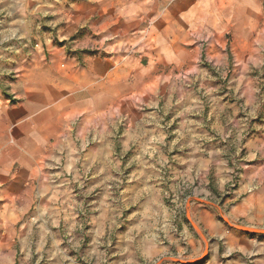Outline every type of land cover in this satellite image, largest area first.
<instances>
[{"label":"clouds","instance_id":"clouds-1","mask_svg":"<svg viewBox=\"0 0 264 264\" xmlns=\"http://www.w3.org/2000/svg\"><path fill=\"white\" fill-rule=\"evenodd\" d=\"M189 2L107 0V7L120 9L118 17H124L128 29L75 44L115 53L111 57L115 67L104 65L111 68L108 76L98 75L88 54H81L86 66L78 71L86 88L93 89L90 98L72 103L68 97H49L43 103L26 100L28 114L18 123L8 119L6 106L0 107V173L9 176L16 163L29 171L36 169L26 190L10 198L9 215L0 222V264H41L42 260L75 264L67 253L73 248L80 252L88 235L91 250L80 253L86 264H109L114 239L118 259L111 264H162L177 243V221L188 199L216 202V196L206 190L210 177L221 197L234 183L243 186L242 192L264 185V133L243 143L248 123L264 105V80L250 75H264V0H197L180 16L193 23L185 31L175 18ZM50 7L48 0H0V25L11 20L0 36L23 47L34 34L33 18L49 15L45 9ZM164 22L168 27L161 31ZM133 27L142 31L133 32ZM228 30L242 41L233 42L231 58L214 47L216 33ZM173 37L200 43L194 52H187L173 47ZM237 47L242 51L237 52ZM145 49L157 50L147 66L140 62L149 55ZM163 52L171 54L165 57L167 63L158 66L157 56ZM95 59L102 63L99 57ZM205 62L218 75L201 68ZM230 70L233 79H228ZM157 72L160 86L141 91L140 86ZM116 73L125 78L131 74L133 82L132 87L122 89L123 107L108 90L110 77ZM214 80L228 82L211 86ZM29 86L25 80L18 88ZM225 87L238 103H222L224 96L219 93ZM84 90L79 88L69 96ZM70 107L82 109L81 114L67 122L59 119ZM205 109H210L207 116ZM240 112L245 113L243 120L237 119ZM174 123L178 127L173 133ZM209 128L216 136L208 134ZM13 129H18L15 136ZM217 137L228 143H209ZM244 148L248 154L241 156ZM41 153L47 163L38 162ZM252 160L259 167L241 173L239 169L247 168L243 161ZM44 168L59 171L46 173ZM86 181L95 182L86 187ZM76 188L85 199L95 193V207L86 205L85 199L78 202L73 195ZM5 198L6 193L0 191V199ZM82 213L84 218L77 221ZM85 224L94 227L85 232ZM186 233L187 228L180 235Z\"/></svg>","mask_w":264,"mask_h":264},{"label":"crops","instance_id":"crops-1","mask_svg":"<svg viewBox=\"0 0 264 264\" xmlns=\"http://www.w3.org/2000/svg\"><path fill=\"white\" fill-rule=\"evenodd\" d=\"M127 2L131 3L132 0H127ZM196 2L197 0H190V2L187 3V5L182 9L181 14L175 18L180 24L181 28H183L185 31H188V29L193 26V23L191 21L180 19V16H182L183 12H188ZM48 3L53 4L54 2L48 1ZM106 5L107 0H73L71 5H69L66 10L61 11L60 14L55 10L49 11L50 14H54L52 18L57 20L56 24H59L58 34H61L64 38L74 36V39L70 41L73 42L71 44L68 42L62 46H54L51 44L46 46L44 50L48 53L47 58L35 57L34 59H30L25 62L21 58H15L16 54L13 55V58L10 56V54H6V52H18L21 51L22 47L14 39H4L2 36H0V41H2L0 42V86L7 82L6 77H8L9 74L14 75L10 82L9 95L5 96V94L0 91V107L6 106V115L8 119L12 121V123H18L20 119H23L24 116L28 114V109L24 107L26 100H29L33 103H43L49 97L54 99L68 97L69 103H72L73 101H84L89 99L90 93L93 91V89L86 88V82L82 80V73L78 71L80 67L86 66L84 63V57L81 55L82 53L88 54V59L92 62L93 69L98 75H109L111 68H106L104 65L111 64L112 68L115 67L111 60V57L115 55L114 52H104L103 49L94 47H75V44H87L91 41H98L107 33L122 30L126 31L128 29V25L124 22V17H118L120 9L117 7H107ZM33 7H35V5H33ZM125 10L127 11L128 9ZM49 15L45 17L48 18ZM149 15L151 16V14ZM256 15H259V13H256ZM37 19L38 18H33L34 34L37 33ZM10 24L11 20L9 19L3 25H0V32L5 31L10 26ZM167 27V22H164L159 30L162 31ZM100 29H104V31H99ZM131 30L133 32L138 30L142 31V29L137 27H133ZM152 39L154 42L155 37ZM234 41H236L238 44H242V41L233 34L232 30L220 31L216 33L214 47L216 51L220 53L232 51ZM108 43L114 44L113 41H109ZM199 43V41L192 42L190 39L181 40L173 37V47L178 46L187 52H194ZM26 45L27 44H25L23 47ZM207 47L208 46H206V51ZM29 50L38 52V47L36 46L35 48H30ZM145 51L149 52V55L143 56L140 62L147 66L150 62V57L152 55H156L157 50L145 49ZM236 51L241 52L242 48L237 47ZM170 54V52L160 53L157 56V65L161 66L167 63L165 57ZM95 57H99V60L102 61V63H97ZM73 61H75V67L73 66ZM168 71L171 72L172 69L169 68ZM177 74H179L178 70ZM233 78L234 76L232 74L230 79ZM25 80L30 81V86L23 90L19 89L18 85ZM159 80L160 73L157 72L155 76H153L150 80H146L140 86V90L143 91L144 89H154L159 87ZM220 81L224 80H214L211 81L210 84L211 86H219L215 84L219 83ZM132 83L131 74L127 78L121 76L119 73H116L110 77L108 90L114 96L119 98L121 107L124 106V94L122 89L132 87ZM79 88H85L86 90L77 91L75 96H69L70 92L76 91ZM22 91L24 92V95H21ZM227 93L228 90L224 89L221 93H219V95L224 96L222 103H227L225 100V98L228 96ZM128 95L135 96L136 92H130ZM14 99H16V101L14 103H10V100ZM209 111L210 109H205V116L208 115ZM230 111L231 110L229 109V112ZM259 111L261 110H258V113ZM81 112L82 109L70 107L63 111L62 117L59 119H63L65 122H67L73 117L80 115ZM84 114L86 115V113ZM236 116L237 119L243 120L245 113L240 112L237 113ZM80 118L83 119V115H81ZM259 120L260 121L258 122L257 118L255 117L248 123V134L245 136L243 143H248L250 139L258 137L264 133V117L263 119ZM256 125H259L260 127L257 128ZM177 127L178 124H172L170 131L174 133ZM55 128L56 125H53V130H55ZM17 131L18 129H13V136H15ZM207 131L209 135L216 136V133H214L210 128L207 129ZM59 134L60 133L57 131L56 135ZM172 138L174 137H169V139ZM228 139L231 140L232 137H229ZM52 142L54 141L50 140V143ZM209 143L222 146L227 144L228 141L221 140L219 137H217ZM247 154V148L241 150V156ZM38 162L47 163L43 153H41V157ZM243 163L247 166V168L239 169L241 173L253 168L254 166L259 167L257 162L254 160L243 161ZM229 166H231V163ZM13 168L15 170L13 186L3 188L0 187V191L6 193V196H8L7 200L9 199V196L10 198L11 196L16 197L25 191L26 188L22 186L28 182L29 177L36 171L35 168L32 171L22 168L20 167L19 163L14 164ZM45 169L46 168L42 169V171H45ZM50 170L51 172L59 171V169ZM129 172H131V170ZM98 179L99 178H96V180ZM0 180L1 184L5 180V175L3 173H0ZM209 180L210 182L206 190L212 194H218V190L214 187L213 177H210ZM94 182L95 181H86L85 185L86 187H91L92 183ZM242 187V185L238 184L233 191L232 197L228 199V201L223 202L221 207L224 209L225 214L229 217L231 222H239L241 224H245L246 226H263L264 185H261L259 188H254L251 192H242ZM78 190L80 189L78 188ZM97 191H99V189H97ZM96 199L98 198L96 197L95 193H93V207H95ZM194 200L195 201H191L190 198L188 199L187 213L191 214L192 218L197 222L199 227L206 230L209 235L222 239L224 238L227 240V242H234V240H236L237 242L244 243L245 238L231 236L229 232L219 225L215 219V213L212 211V207L210 205L205 204V201H202L201 199L199 200L198 197H194ZM10 203L11 200L8 203H0V211L5 209V205L9 206ZM3 217L5 218L4 213H1L0 219H2V221L4 219ZM196 250H198L197 246H193L191 248V253H193V256L197 254ZM218 257L219 251L215 250L211 255V258L217 259Z\"/></svg>","mask_w":264,"mask_h":264},{"label":"rangeland","instance_id":"rangeland-1","mask_svg":"<svg viewBox=\"0 0 264 264\" xmlns=\"http://www.w3.org/2000/svg\"><path fill=\"white\" fill-rule=\"evenodd\" d=\"M54 2L53 4H50V8H46V11H57L59 14L61 11H64L71 5V2L73 0H48ZM51 13L49 17L45 18H38L37 19V33L32 35L29 40H26L24 42V45L27 44L25 47H22L21 51L10 53L6 52V54H10L11 57L14 58V54H16L15 58H21L25 61H28L30 59H34L35 57H42L47 58L48 53L45 52V48L48 45H54V46H62L74 39V36L69 37H63L61 34H58V28L59 24L57 25V20L53 19L52 17L54 14ZM58 14V13H57ZM38 47V52H33L29 50L30 48ZM231 52L228 51L230 58H231ZM203 58V57H202ZM201 68L208 69L210 71L211 75H218L215 73V71L211 68V65L208 62H205L201 64ZM231 68V66H230ZM232 71H229L228 79L231 78ZM250 75L257 76L259 75L261 80H264V75H261L259 73H251ZM9 77V78H8ZM8 77H6L7 82L3 83L2 86H0V91H2L5 96L9 95V86L10 82L13 79L14 75L9 74ZM227 80L220 81L219 83H216L215 85H223L227 84ZM224 90H228V88H224ZM228 95V94H227ZM13 96V95H12ZM228 104H236L238 103L235 99V96H227L225 98ZM16 99L10 100V103H14ZM244 101L241 100L239 103H243ZM261 111L256 115L257 121L259 122V119H263L264 117V105L261 106ZM135 166H133L134 168ZM47 170V171H46ZM131 169L128 170L129 174ZM14 168L13 172L9 176H5V180L2 182L0 187H10L13 186V179H14ZM46 173H50V169H45ZM44 171V172H45ZM1 182V180H0ZM28 183V182H27ZM27 183H25L22 187L26 188ZM238 184L234 183L232 185L231 191H226L223 195V197L220 196V194H212L216 196V202L210 203L207 200L199 198L202 201H205V204L210 205L212 207V211L215 213L216 221L219 223L222 228H224L227 232L231 234V236L234 237H243L245 238L244 243L237 242L234 240V242H227L224 238H218L215 236H211L207 233L206 230L199 227L197 225V222L192 218L191 214L187 213V209H185L182 219L177 221V234L174 237V239L177 241L175 245L172 246L170 249L171 255L166 258L165 261L162 262V264H264V251H260L261 248H264V225L263 226H246L245 224H241L239 222H231L229 217L225 214L224 209L221 207L222 203L225 201H228L232 197L233 191L237 187ZM123 187V186H122ZM80 190L78 188L75 189V192L73 195L79 202L81 199H85L78 195ZM8 196H6L5 199L0 200V203H8L11 199L9 196V199L7 200ZM13 198V196H11ZM51 197H49L50 199ZM93 195L89 196L85 199L86 205H90L93 207L92 203ZM191 201H195L194 197H190ZM5 209L0 211L1 213H4V216L9 215L8 208L9 206L5 205ZM129 212L131 210H128ZM89 215H99L98 212L96 213H89ZM4 218V217H3ZM84 218V214L82 213L80 216L77 217V221ZM0 222H2V219H0ZM22 223L18 222L19 224ZM93 228V225L85 224L84 231L89 232L90 229ZM187 228V233L184 236H181L180 233L184 232V229ZM244 229H249V231H246ZM258 231L260 233H254L251 231ZM240 240V239H239ZM91 242L92 237L91 235L84 236L83 243L80 245V252H77L74 248L70 249L67 255L75 262V264H86V262L83 260V257L80 253H84L86 250H91ZM115 239L113 240L112 244L109 246V255H110V261L109 264H111V261L117 260V256L115 255ZM193 246H197L198 250H196V255L193 256V253H191V248ZM255 246V247H254ZM63 247V246H62ZM215 250L219 251V257L217 259L211 258V255ZM254 252L253 255L249 256L247 253ZM41 264H45V261L42 260ZM65 264H68L66 261Z\"/></svg>","mask_w":264,"mask_h":264},{"label":"water","instance_id":"water-1","mask_svg":"<svg viewBox=\"0 0 264 264\" xmlns=\"http://www.w3.org/2000/svg\"><path fill=\"white\" fill-rule=\"evenodd\" d=\"M244 230H246V231H249V229H244ZM251 232H254V233H260V232H258V231H251Z\"/></svg>","mask_w":264,"mask_h":264}]
</instances>
